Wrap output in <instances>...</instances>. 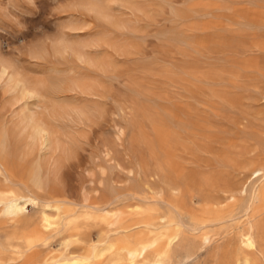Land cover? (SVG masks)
<instances>
[{"label":"rangeland","instance_id":"374dc122","mask_svg":"<svg viewBox=\"0 0 264 264\" xmlns=\"http://www.w3.org/2000/svg\"><path fill=\"white\" fill-rule=\"evenodd\" d=\"M3 66L0 135L24 171L42 161L45 192L70 209L119 198L113 225L82 208L76 230L42 236L39 257L89 255L95 245L93 264H130L123 243L165 221L176 232L165 202L171 182L181 185L184 208L195 202L221 220L180 231L171 248L160 241L139 264H264V199L246 212L248 198L237 192L264 165V0H0V75ZM17 80L36 95L25 96ZM30 112L59 148L31 138L22 123ZM246 231L256 248L241 244Z\"/></svg>","mask_w":264,"mask_h":264},{"label":"bare ground","instance_id":"6f19581e","mask_svg":"<svg viewBox=\"0 0 264 264\" xmlns=\"http://www.w3.org/2000/svg\"><path fill=\"white\" fill-rule=\"evenodd\" d=\"M6 73H7V67L3 66L1 69L0 78H2V76H4ZM12 79H13V76L11 75L9 77V80H12ZM19 86L22 89L23 94L25 96L33 97L34 95H36V91L26 86V84L21 80L16 81L15 87H19ZM177 120H179V118ZM22 123L24 124L25 128H30L32 130L31 138L33 140H36V139L40 140L41 144L44 146L45 149L53 150V149L59 148V143L57 141L58 139L55 138V135L53 134L48 124L43 119L38 117L35 113L30 112V114L28 113L24 114ZM194 123L192 124L194 125ZM186 124H187V121H186ZM178 126L179 125H177L176 127ZM2 129L3 128L1 127L0 130ZM183 129L181 130L183 131ZM4 137H5V134L0 135V264H93V262L99 257V253H100L97 251V247L95 245L92 246L91 253L89 255H84V254L75 253V252H63L58 256L51 257V258H45V259L38 256L37 249L39 247V243L42 241V236L44 235L49 236V234L53 232L55 233L61 230H64V231L76 230L80 226L81 218L84 216V214L82 213V208L85 210L86 215H89L90 213L89 211L101 212L103 215H105V217H107L105 218V220L107 221L108 225L109 226L113 225L115 223L114 218L117 215L113 213L114 210L112 209V204L113 202L118 201L119 198H117L116 196L111 198L110 197L111 194L109 193L110 192L109 191L108 193L110 194L109 197L111 199L108 200L103 205H99V204L96 205V204L86 202L84 204L82 203L83 205L80 208L76 207L74 209H70L68 205L69 202L66 199L62 197H57L51 193L45 192L46 185H45V178L43 174L44 165L43 166L41 165L42 161L41 163L36 162V164L31 163L32 164L31 166L28 165L30 172L24 171V166L26 168L27 165L26 164L23 165V160L19 159L18 156L15 155V153L8 148V146L5 143ZM172 139L174 140V138ZM16 147L17 145L15 146V148ZM61 148L62 146L60 147V149ZM18 149H15V151H17ZM70 149L72 150V148ZM19 150L18 152H20ZM42 151H44V149ZM65 152H66V148H65ZM67 153H64V154H67ZM38 155H40V153H38ZM37 159H39V157L37 158V156H35V158H32L31 161L32 160L35 161ZM40 159H41V155H40ZM52 160L53 159H51V161ZM31 161L29 160L28 162H31ZM47 167L49 168L50 166H48L47 164ZM49 175L48 177L50 179ZM249 179L250 180L249 182L247 181L248 182L247 184L242 185L239 188V190H237L239 194H245L248 198V203L245 205V208H244V211L246 212H248L253 207L256 201L261 200L262 198L264 199V187H262V182L264 181V165L254 168L251 171V176L249 177ZM49 185H50L49 187L52 186L50 182H49ZM148 188L154 191L158 196L161 195V192H159V190L157 191L155 188H153V186L149 185ZM167 188H168L167 190L170 195V198L168 200H165V202L177 216L175 220L177 230L175 233H170L168 231L169 229L168 225L171 222L165 221V223H167V225L164 224L165 227L161 228L163 226L162 225L160 228L158 227L155 230L151 229L149 230V234L143 237L133 238L129 242L123 243V245L120 246L119 249L126 251V255L129 258L130 264H139L138 259L141 256H144L149 249L151 248L155 249V246H157L159 242L162 240H165L167 247L171 248L173 244L176 242V240L180 238L179 237L181 235L180 231L182 230L184 231V229H187L188 231H198V230H202L203 228L207 227L209 224H211L214 221L221 220V218L215 219V220H208L205 214L202 213V211H199V208L195 205L196 204L195 202H192V204L190 205V208H184L182 204L183 202H181L182 188L179 183L168 182ZM109 189L110 188H108V190ZM58 191L60 190L58 189ZM221 197H223V195ZM235 197L236 196L234 193H231L230 196H227L228 199L229 198L235 199ZM148 202L149 201H147V203ZM150 202L151 204L153 203L152 201ZM29 206H33L36 209L35 213L31 214L30 212H27V209H29ZM110 216L111 218H109ZM101 218H104V216ZM108 218L109 220H107ZM133 226L135 225H132L130 227H133ZM130 227L126 229L127 230L130 229ZM116 229H119V227ZM250 231H253V230H250ZM254 234L255 233L253 231V235ZM125 235H128V234H125ZM73 237L79 238V236L76 233L72 235V239ZM77 240H80V238ZM113 240L114 239L111 240V238H108L107 240V247L110 249L116 247L115 240L114 241ZM241 244L247 248H254L255 247L254 236H252V234L249 232L242 233L241 234ZM78 249H81V248H78ZM102 249H105V248H102ZM235 263L236 264H249L250 262L248 259L237 258Z\"/></svg>","mask_w":264,"mask_h":264},{"label":"snow or ice","instance_id":"6c2138e0","mask_svg":"<svg viewBox=\"0 0 264 264\" xmlns=\"http://www.w3.org/2000/svg\"><path fill=\"white\" fill-rule=\"evenodd\" d=\"M35 2H36L37 4H39L40 0H35Z\"/></svg>","mask_w":264,"mask_h":264}]
</instances>
